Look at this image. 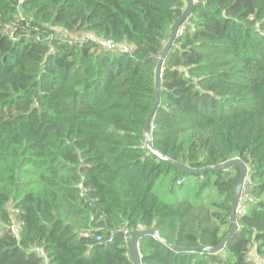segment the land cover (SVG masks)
Wrapping results in <instances>:
<instances>
[{
	"label": "trees",
	"instance_id": "obj_1",
	"mask_svg": "<svg viewBox=\"0 0 264 264\" xmlns=\"http://www.w3.org/2000/svg\"><path fill=\"white\" fill-rule=\"evenodd\" d=\"M185 7L0 0V264H133L123 231L144 229L158 237L139 240L141 264L264 260V0H197L149 126L153 151L173 162L246 165L238 228V166L183 175L145 145L156 65ZM164 180V195L186 183L191 195L165 200Z\"/></svg>",
	"mask_w": 264,
	"mask_h": 264
},
{
	"label": "water",
	"instance_id": "obj_2",
	"mask_svg": "<svg viewBox=\"0 0 264 264\" xmlns=\"http://www.w3.org/2000/svg\"><path fill=\"white\" fill-rule=\"evenodd\" d=\"M183 1L185 3L186 7H185L182 15L180 16V18L172 26V28L170 30V36H169L168 43L164 47V49L161 53V56L158 60V63L156 65V69H155V90H156L155 101H154L153 108L147 117L145 129H144L145 145H146L147 149L149 150V152L156 154L160 159H162L166 163L171 164L173 167H175L177 169V171L179 173H181L183 175H196V174L206 172V171H210V170H216V171L227 170L233 166H238L239 167V175H238V178H237V181L235 184L234 196H233V200L231 203V209H232V215H233L232 216L231 233H233L236 229V224L234 221L235 220L234 214H235L236 208H237L238 203H239V199L241 196V191H242L244 180L248 174V169H247L246 165L243 164L239 159H233V160H230V161H228L222 165H218L216 167L204 168L201 170H194V169H191V168L184 166L180 163L173 162V161L169 160L168 158L163 157L160 154L155 153L153 151L152 145H151V136H150V132H149V126H150L151 119L153 118V115L155 113V110L159 104L161 68H162L163 62L165 60V57H166L169 49L171 48V46L173 45V43L175 41V38L178 36V34L182 30L184 24L187 22L188 18L190 17L191 10H192V7L194 5L193 0H183ZM145 236H152L154 238L158 237L157 233L153 229H144V230L133 231L130 235L127 256L133 264H141V257H140V253H139V240ZM222 247H223V245L219 246L218 248L210 249L209 251L212 253H215V252L220 251L222 249Z\"/></svg>",
	"mask_w": 264,
	"mask_h": 264
},
{
	"label": "built area",
	"instance_id": "obj_3",
	"mask_svg": "<svg viewBox=\"0 0 264 264\" xmlns=\"http://www.w3.org/2000/svg\"><path fill=\"white\" fill-rule=\"evenodd\" d=\"M193 2L197 3V0H193ZM73 41H77L80 44H85L88 42H94V43H96L102 47H105V48H111V47L116 48L117 50H119L123 54H130L131 53V48L126 46L125 44H113L109 41H105V40L95 36L94 34H85V35L80 34V36L76 37ZM176 185L179 186L180 182H177ZM250 189H251V183L246 176L244 183H243L239 203H238V206H237L236 211H235V213L237 215L243 214L242 205L247 200L248 193H249ZM237 228H238V226L236 225V229ZM123 234H124V241H127L128 239H130L127 231H123ZM97 241H101V239L97 238ZM108 242H111V238L108 239ZM36 252H37V250H36ZM252 252L253 251H251V255L253 257L254 255ZM252 260L254 261L255 264H257L255 258L254 259L252 258Z\"/></svg>",
	"mask_w": 264,
	"mask_h": 264
},
{
	"label": "crops",
	"instance_id": "obj_4",
	"mask_svg": "<svg viewBox=\"0 0 264 264\" xmlns=\"http://www.w3.org/2000/svg\"><path fill=\"white\" fill-rule=\"evenodd\" d=\"M166 182H167V180H164V181H162V182H160V183H158V184H156V192L157 193H159V194H162V195H164L163 193L164 192H167V188H166ZM178 194H179V192H177V194H176V196H174V195H172V196H170V195H166L168 198L170 197H172V198H175V199H178ZM255 260H256V263L258 262V264H264V260L263 259H259V258H256L255 257ZM258 260V261H257Z\"/></svg>",
	"mask_w": 264,
	"mask_h": 264
},
{
	"label": "rangeland",
	"instance_id": "obj_5",
	"mask_svg": "<svg viewBox=\"0 0 264 264\" xmlns=\"http://www.w3.org/2000/svg\"><path fill=\"white\" fill-rule=\"evenodd\" d=\"M166 188H167L168 190H169V188H170L169 180H167V182H166ZM176 192H177L176 189H175V193L172 192L174 196H176V194H177ZM164 193H165V192H164ZM191 193H192V187H191L190 184L186 183V184L184 185L183 190H182L181 192H179L178 196H179V197H180V196L185 197V196L191 195ZM164 196H165V197H164L165 200H169L170 197L168 198L166 195H164ZM179 197H178V198H179ZM170 201H171V199H170ZM257 261H258V260H257ZM257 264H258V262H257Z\"/></svg>",
	"mask_w": 264,
	"mask_h": 264
},
{
	"label": "bare ground",
	"instance_id": "obj_6",
	"mask_svg": "<svg viewBox=\"0 0 264 264\" xmlns=\"http://www.w3.org/2000/svg\"><path fill=\"white\" fill-rule=\"evenodd\" d=\"M195 4V3H194Z\"/></svg>",
	"mask_w": 264,
	"mask_h": 264
}]
</instances>
